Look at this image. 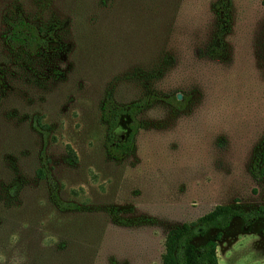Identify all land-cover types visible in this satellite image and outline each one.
Instances as JSON below:
<instances>
[{
  "label": "rangeland",
  "instance_id": "rangeland-1",
  "mask_svg": "<svg viewBox=\"0 0 264 264\" xmlns=\"http://www.w3.org/2000/svg\"><path fill=\"white\" fill-rule=\"evenodd\" d=\"M17 14L43 48L4 43ZM149 92L187 100L143 109L130 153L108 157L103 97ZM263 136L261 0H0V264H159L169 228L216 205L264 207V176L249 170ZM41 147L60 198L79 209L49 201ZM262 226L232 218L218 264H264Z\"/></svg>",
  "mask_w": 264,
  "mask_h": 264
},
{
  "label": "trees",
  "instance_id": "trees-1",
  "mask_svg": "<svg viewBox=\"0 0 264 264\" xmlns=\"http://www.w3.org/2000/svg\"><path fill=\"white\" fill-rule=\"evenodd\" d=\"M261 1L264 5V0ZM219 12L220 17L225 19L224 10L221 8ZM5 24L7 30L4 33V43L10 50L21 49L32 54L45 46V39L41 36L38 26L25 20L21 15L17 14L6 19ZM157 100H163L173 109L180 110L185 106L187 96L183 95L181 98H177L175 95H170L162 98L149 92L133 102L118 104L114 102L109 93L105 94L100 106V117L106 126L104 145L108 157L121 159L130 153L134 135L140 125L136 116ZM122 119L126 121L127 132L123 137L115 139L111 133ZM44 139L45 136L42 133V146ZM68 153L73 158L71 150L68 149ZM249 170L254 178L258 179L264 176V136L253 154ZM35 175L45 183L48 199L58 211L67 212L79 209L75 202L60 198L42 147L38 152V166L35 169ZM8 190L11 192L12 187ZM234 217L240 218L246 225L260 220L263 223L261 231L264 233L263 206L242 209L229 205H216L192 222L169 228L164 236L163 252L159 264H218L215 253L217 241L221 238L222 230L229 225ZM209 230H216L212 239L199 245L192 243L194 237L203 236Z\"/></svg>",
  "mask_w": 264,
  "mask_h": 264
},
{
  "label": "flooded vegetation",
  "instance_id": "flooded-vegetation-1",
  "mask_svg": "<svg viewBox=\"0 0 264 264\" xmlns=\"http://www.w3.org/2000/svg\"><path fill=\"white\" fill-rule=\"evenodd\" d=\"M112 134V133H111Z\"/></svg>",
  "mask_w": 264,
  "mask_h": 264
}]
</instances>
